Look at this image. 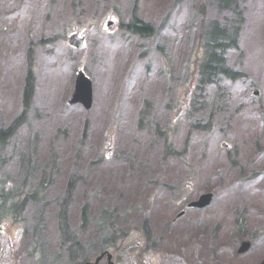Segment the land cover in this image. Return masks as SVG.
<instances>
[{
    "label": "rangeland",
    "instance_id": "1",
    "mask_svg": "<svg viewBox=\"0 0 264 264\" xmlns=\"http://www.w3.org/2000/svg\"><path fill=\"white\" fill-rule=\"evenodd\" d=\"M133 3L0 0L1 126L24 105L28 46L36 77L27 121L0 147V185L26 178L20 159L30 153L34 172L25 192L51 177L41 198L27 201L23 229L29 245L59 263L76 261L55 216L73 179L68 233L91 260L110 241L119 250L136 244L128 247V264H255L264 258V0L240 4L239 45L225 55L241 75L221 82L222 96L215 84L195 87L201 24L226 18L215 0H138L136 12L154 34L143 38L118 25L109 31L106 20L127 21ZM73 29L87 36L84 50L67 45ZM77 67L94 81L88 112L66 103ZM144 101L150 123L139 124ZM194 120L208 128H191ZM157 126L177 154L162 156ZM206 191L214 194L207 207L186 206ZM4 223L9 236L22 225ZM246 239L251 247L238 254Z\"/></svg>",
    "mask_w": 264,
    "mask_h": 264
},
{
    "label": "trees",
    "instance_id": "2",
    "mask_svg": "<svg viewBox=\"0 0 264 264\" xmlns=\"http://www.w3.org/2000/svg\"><path fill=\"white\" fill-rule=\"evenodd\" d=\"M239 0H220L224 9H230L236 12V5ZM127 28L131 31L140 33L142 35L149 34L152 32V27L140 20L134 19L127 24ZM203 56L199 64V80L200 82L210 83L218 80L220 75L228 77H236L237 72L229 68L225 61V51L228 47L236 44L237 29H227L225 25L220 24L216 20H210L203 26ZM31 76L27 75L26 85L24 90V99H26L31 90ZM24 116V112L19 115V120ZM19 121H13L9 127L2 129L0 128V143L6 141L16 124ZM65 221V216L62 217ZM80 248L77 242L70 244V249L74 250Z\"/></svg>",
    "mask_w": 264,
    "mask_h": 264
},
{
    "label": "flooded vegetation",
    "instance_id": "3",
    "mask_svg": "<svg viewBox=\"0 0 264 264\" xmlns=\"http://www.w3.org/2000/svg\"><path fill=\"white\" fill-rule=\"evenodd\" d=\"M19 237L15 239L3 237L0 235V264H58L54 261H40V260H27V255L23 252V248H17ZM20 249V250H19ZM59 264H72L69 261H64ZM82 264H109L107 259H101L97 263L93 261H85Z\"/></svg>",
    "mask_w": 264,
    "mask_h": 264
},
{
    "label": "water",
    "instance_id": "4",
    "mask_svg": "<svg viewBox=\"0 0 264 264\" xmlns=\"http://www.w3.org/2000/svg\"><path fill=\"white\" fill-rule=\"evenodd\" d=\"M70 40L73 44H75L78 47L83 46V42L77 39L75 36H72ZM75 102H81L86 108H89L91 104L90 82L80 72H77L75 88L71 94V97L69 98V103H75ZM209 199H210V194H205L202 195L200 200L194 204L197 206H203L209 201ZM247 246L248 244H244V246L240 248L239 251L246 250ZM258 264H264V259Z\"/></svg>",
    "mask_w": 264,
    "mask_h": 264
}]
</instances>
